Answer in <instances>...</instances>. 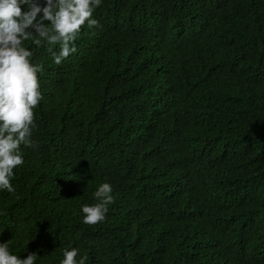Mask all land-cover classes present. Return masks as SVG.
Segmentation results:
<instances>
[{"label": "trees", "instance_id": "1", "mask_svg": "<svg viewBox=\"0 0 264 264\" xmlns=\"http://www.w3.org/2000/svg\"><path fill=\"white\" fill-rule=\"evenodd\" d=\"M94 17L59 65L25 41L42 99L0 242L35 264L73 247L86 264H264V0H102ZM102 182L113 201L86 224Z\"/></svg>", "mask_w": 264, "mask_h": 264}, {"label": "clouds", "instance_id": "2", "mask_svg": "<svg viewBox=\"0 0 264 264\" xmlns=\"http://www.w3.org/2000/svg\"><path fill=\"white\" fill-rule=\"evenodd\" d=\"M102 0H0V191H14V169L23 165L21 145L32 146L34 108L42 99L37 73L30 62L32 52L25 41L48 45L53 62L61 64L76 51L81 26L99 27L94 13ZM47 22V23H46ZM59 46L54 51L53 46ZM113 188L100 183L93 192L95 203L81 205L82 220L89 225L103 222L113 201ZM13 254L8 242H0V264H35L37 254ZM79 249L63 251L60 264H86Z\"/></svg>", "mask_w": 264, "mask_h": 264}, {"label": "bare ground", "instance_id": "3", "mask_svg": "<svg viewBox=\"0 0 264 264\" xmlns=\"http://www.w3.org/2000/svg\"><path fill=\"white\" fill-rule=\"evenodd\" d=\"M234 14V13H233ZM232 15V14H231ZM235 130V129H234ZM213 140V139H212ZM216 149V148H215ZM169 184V183H168ZM16 242V241H15Z\"/></svg>", "mask_w": 264, "mask_h": 264}]
</instances>
